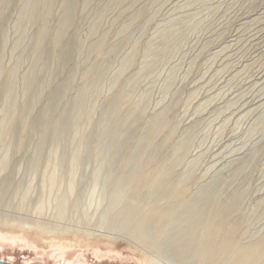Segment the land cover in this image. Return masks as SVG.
Listing matches in <instances>:
<instances>
[{"label": "rangeland", "instance_id": "1", "mask_svg": "<svg viewBox=\"0 0 264 264\" xmlns=\"http://www.w3.org/2000/svg\"><path fill=\"white\" fill-rule=\"evenodd\" d=\"M40 3L43 4V0ZM60 4L61 0H57L56 6ZM143 4L147 6V21L130 31L127 46L121 48L122 53L117 58L108 62L111 67L108 75L116 73L120 58L130 52L133 45L135 63L122 72L116 88L110 91L105 85L84 131L88 134L95 130L106 107L117 104L118 94L119 101L124 98L121 111L136 107L140 97L147 98L144 106L135 108L143 111L135 126L136 134L144 133L147 125L161 111L169 110L163 129H159L157 135L153 134L155 138L153 135L150 137L143 153H139L132 165L126 164L124 155H120L112 167L110 164L113 162L109 160L112 152L105 153L106 157L98 156L104 151L90 147L86 139L81 143L79 154L75 147L67 150L59 147L57 153L52 154L54 147H50L49 136L44 147H34L42 136L40 130L34 131L40 112V107L35 108L31 121L22 129L15 130L12 139L5 138V141L9 139L11 148L6 158L1 157L0 147V167H3L0 168V179L10 177L17 182L24 175L27 192V195L24 193L27 199L24 203L20 202L22 195H18L17 200L14 199L16 203L10 205L12 208L0 204V259L17 264H172L154 245L148 247L144 241L130 234L138 223L139 219L134 215L138 210L134 209L130 215L126 212L134 200L142 197L133 191L143 183L141 175L153 174L154 182L158 183L164 178V174L161 176L157 172L162 168L172 169V183L185 189L183 197L189 202L197 197L204 183L218 175H223V180L228 179L216 200L221 209L219 215L226 220L222 226L223 237L229 238L236 230L233 243L236 251L228 258L218 257L214 251L199 250L196 257L185 264H212L214 259L216 264H230L238 257L239 250H245L251 257H256L259 250L264 251V135L261 130L251 131L258 114L264 110V0H139L136 5L141 7ZM14 5L12 3L5 9V44L0 47V67L5 71L15 66L20 49L24 50L23 45H27L24 53H30L31 38L36 30L34 22L30 23L28 29H31L27 31L23 45L18 43L14 47L19 32L26 27L23 22L19 32L15 29L18 7L15 2ZM201 7L197 18L181 28L180 40L174 51L166 57L164 55L151 73L134 81L133 77L144 66L145 49L156 44L160 31L169 24V20L193 14ZM137 9L138 6L130 7L124 16L128 14L130 17ZM116 13V10L109 12L101 23L99 32L108 31L103 52L92 53L82 63L75 82L77 89L83 83L81 76L85 69L88 67L90 70L85 73L88 81L92 76L91 66L99 63L107 51L122 42L118 31L126 23V18H118L111 27ZM48 21L53 32L56 19L53 17L52 20L50 16ZM78 28L80 34L83 32L81 39L87 41L88 23L82 25L80 22ZM93 39L89 38L88 42ZM74 61L76 64L77 60ZM28 62L27 58L22 61L17 70L19 77L27 69ZM58 64L56 60V66ZM52 67L58 74L59 70L53 63ZM4 76L1 72L0 84ZM58 79L63 80L64 73ZM20 86L17 85L18 91ZM68 95H72L71 92ZM21 96L18 97L20 105L24 102ZM22 106L19 114L23 112ZM2 113L0 99V120ZM51 118L53 121L56 116ZM19 135L24 139L28 137L30 144L23 160L20 159V151L12 152L18 145ZM188 135L189 149H177L175 145ZM165 137L167 144L162 149L150 145L153 140L156 139L155 145ZM174 148L176 152L172 153ZM19 159L21 166L17 163ZM43 161L49 165L44 168L46 172L41 171ZM17 165L21 174L16 176L14 170ZM32 166L38 167V171L32 170ZM239 166L243 171L236 176ZM99 169L101 172L98 174ZM132 171L135 173L131 176ZM126 182L127 186H122ZM94 184L96 188L89 202L88 195ZM147 190L142 189L140 194ZM146 195L141 205L167 207L169 200L164 191L151 197L148 193ZM63 196L67 200L65 204L60 202ZM113 197L120 202L115 206L117 208L109 206ZM182 204H178L176 210L183 209ZM72 205L73 209H70ZM64 206L68 210L60 215L58 211ZM103 215L106 220H103ZM160 223L168 225L163 232L165 236L177 231L168 220L162 219Z\"/></svg>", "mask_w": 264, "mask_h": 264}, {"label": "bare ground", "instance_id": "2", "mask_svg": "<svg viewBox=\"0 0 264 264\" xmlns=\"http://www.w3.org/2000/svg\"><path fill=\"white\" fill-rule=\"evenodd\" d=\"M41 1L42 0H0V47L2 45L4 47L5 44V28L7 25L5 9L8 8L10 4L13 3L14 5L15 2L18 7V16L16 21H14L15 29L19 32L21 30L20 25H22L23 22L24 26H26L19 32L17 39L14 41L13 45L15 48L18 43L23 45L26 33L31 29H28L29 24L34 22V25H36L35 34L32 36L29 46L30 53H24L27 45H23L24 50L22 48L20 49L14 67H10V69L6 71L0 67V73L4 72L5 74L0 84V99L3 103V113L0 120L1 157L6 158L11 150L9 139L5 141V138L11 137L10 139H12L15 130H20L26 126L27 123L31 121L32 113L35 108L40 107L39 117L36 120L37 125L34 127V131L40 130L42 136L34 147H44L47 143L46 137L48 138L49 136L51 143L50 147H54L52 149L56 150V152L53 150L54 153L52 154H56L59 147H65L64 150H67L68 147H75L74 150H77V154H79L80 147H82L81 143L86 139V141L90 142V147H98L104 151L100 152L98 156H105L104 154L108 153V151L112 152L109 159L110 162H113L110 164L112 167H114V162L117 161V157L120 155H124L126 164L130 163L132 165V162H135L139 153L145 148L146 144L149 143L150 137L154 133L156 134L159 129H163L164 122H166V115L169 110L161 111L157 114L147 125L144 133L136 134L137 129L135 126L139 122L143 111L137 110V112L135 108L141 105L144 106L147 98L146 96H142L139 98V104L136 107L131 106L128 110L121 111L124 106L122 104L124 98L122 99L121 97L119 101L118 94L117 104L113 107L110 105L106 107V110L102 113V120L97 124L94 131H89L88 134H85L84 126L85 124H89L92 119V111L95 110V103L103 92L105 85L106 88L108 86L110 91L116 88V84L122 72L127 66L130 67L131 64L133 65L136 57L135 45L132 46L130 52H127L124 54L123 58H120L121 62L120 65H118L119 67L117 66L116 73H111L114 74L112 76L108 75V69L111 68L108 62H112L114 58H117L118 54L122 53L120 52L121 48L127 46L129 43L128 34L130 31L146 20V4H143L141 7L140 5H136L139 0H84L83 2L82 0H61V4L56 6L57 0H43V4L40 3ZM212 1L213 0H211V2ZM133 6H138L136 12L130 17L128 14L124 16L127 9ZM89 7L90 10L88 11L87 9H89ZM201 9L202 7L193 14L180 15L179 17L171 19L168 25L163 29L161 28V31L159 30L160 35L159 39H156V44L154 46L149 45L145 49L144 66L133 77L134 81L137 82V80L145 74L151 73L152 69L161 62V58L163 59L164 55L166 57V54L168 55V53L170 54L174 51V48L178 46L177 43L180 40L179 32L182 30L181 28L184 29L187 24L189 25L193 22ZM113 10H116L117 13L111 23V27L115 25L118 18H126V23H124L118 31V34L122 36V42H119V45H115L112 50L110 49L105 54L103 53L106 55L104 59L91 66L92 76H90L88 81L87 74L90 70H88V67L85 69L81 76L83 83L77 89L75 82L76 77H78L81 71L80 68L82 63L86 62L92 53L103 52L102 49L104 48V42L107 38L108 31L104 30L99 32L100 25L104 18H106V14ZM90 11H92V15ZM50 16L52 20L53 17L56 19V26L53 32L49 27L48 18ZM80 22L82 25L84 22L88 23L89 34H87V41L81 39V34L83 32L80 34V29L78 28ZM89 38L95 39L88 42ZM47 39H49V41L45 43ZM25 58L29 60V64L22 77H19L17 70L22 64V61H25ZM75 59L77 60L76 64L74 61ZM56 60L59 62L58 66H56ZM52 63L54 64V68L59 70L58 74H55ZM61 72L64 73L63 80L58 79L62 74ZM85 73L87 74L85 75ZM18 84L21 85L19 90L20 94L17 88ZM69 91L72 94L70 96L68 95V93H70ZM19 96H21L24 101L21 105L18 100ZM42 103L43 105L41 106ZM21 106L23 112L19 114V108ZM53 116H56V118L52 121L51 117ZM254 124L255 126L251 131L261 130L263 132L262 135H264V110L258 114ZM100 126H102L101 129ZM22 131L23 130H21L20 133ZM21 135L18 136L20 140L19 142L17 141L18 145L12 152L20 151L22 154L20 159L23 160L26 158L30 144L28 143L29 138L27 137L24 139ZM189 138L190 135L181 143L175 145V147L177 149H189ZM155 140H153L154 143ZM152 143L150 145H153V147L162 149L167 144V137L163 138L162 141L155 145ZM175 152L176 149L174 148L172 153ZM20 159L17 163H20L21 166L22 161ZM4 162L5 161L2 163ZM5 165L1 164V166ZM20 166L17 165L18 168L14 170L16 176L21 174ZM48 167L49 165H47V162L43 161V169H41V171L46 172L47 170L44 168ZM0 168L3 169V167ZM37 168L38 167L32 166V170H37ZM171 171L172 169L169 170L164 168L157 170V172H160L159 175H165H163L164 178L162 180H158V183L154 182L153 174L152 176L147 174L141 175L143 183L139 187H134L133 191L142 197H140L138 201L134 200L135 203L133 202L126 211L129 214L133 213L134 209L138 210L134 215L137 216L139 220L130 230V234L141 242L144 241L145 245L148 247L154 245L159 252L162 251V256L172 261L174 264H185L188 261H192L199 250H204V252L214 251L217 255L219 254L218 257L226 256L229 258V256L236 251L233 244L236 230L231 232L229 238L223 237L222 226L226 220L222 216L220 217L219 214L221 209L218 208V201L216 200V197H219L222 187L225 186L228 179L223 180V175H218L210 182L204 183L200 191H198L197 197L189 202V200L186 201L183 197L185 189L182 187L178 188L172 183L170 179ZM242 171L243 167L239 166L236 176ZM100 172L101 169L98 170V174ZM134 173L135 171H132L131 176ZM53 179L54 177L51 178V181ZM24 180V175L21 176L17 182L10 177L1 178L0 204L11 207L10 205L17 200L18 195H22L20 196V198L22 197L20 200L21 203L26 202L27 199L25 196L27 192L26 188H24ZM29 183L30 182H28V184ZM122 186L126 187L127 182L122 184ZM26 187H28V185H26ZM95 188V184L90 188V196L88 195L89 202L92 200L91 196ZM144 188H148V190L140 194ZM161 191L165 192L169 200L165 209L153 205H141L147 193L150 194L151 197ZM24 193H26V195ZM122 193H124V191ZM64 197L65 196L60 200V202H62L61 204H65L64 202L67 201ZM15 198L16 200L14 201ZM99 199H101V197ZM80 202H82V199ZM74 203L72 204L75 206ZM119 203L117 198L113 197L110 200L109 206L115 207ZM181 203H183V209L176 210L178 204ZM73 205L69 208L73 209ZM66 210L68 209L64 206L58 213H60V215L64 214ZM109 212L108 210V213ZM110 213L113 214V212ZM103 216V220H106V216ZM125 218H127V216ZM161 218L168 220L170 222L169 224L174 225L177 231L174 230L171 232L169 237L163 235L168 225L164 224L165 226H163L160 223L162 221ZM101 224L104 225V223ZM163 245L166 247L164 248ZM237 253L238 257L230 264H264L263 250H259L256 257H251L245 250H239ZM175 255L177 258H175ZM214 260L216 261V259ZM215 261L212 262V264H216ZM219 263L221 264V262Z\"/></svg>", "mask_w": 264, "mask_h": 264}, {"label": "water", "instance_id": "3", "mask_svg": "<svg viewBox=\"0 0 264 264\" xmlns=\"http://www.w3.org/2000/svg\"><path fill=\"white\" fill-rule=\"evenodd\" d=\"M0 264H17V263L5 259H0Z\"/></svg>", "mask_w": 264, "mask_h": 264}]
</instances>
